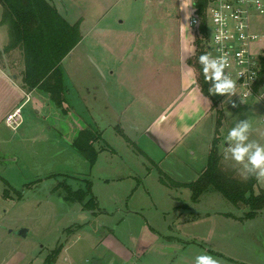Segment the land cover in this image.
I'll list each match as a JSON object with an SVG mask.
<instances>
[{
	"label": "crops",
	"instance_id": "obj_1",
	"mask_svg": "<svg viewBox=\"0 0 264 264\" xmlns=\"http://www.w3.org/2000/svg\"><path fill=\"white\" fill-rule=\"evenodd\" d=\"M47 1L58 10L51 2L52 0ZM171 1L169 0V3ZM166 2L167 0H147V8L158 13L143 15L140 19L144 20L146 25L125 26L126 22L121 20L120 26L106 30L101 34V39L95 38L96 32H100L99 29H92L91 33L86 35L80 28L82 41L65 58L62 66L68 58H72L74 52H77V49L81 48L85 41L87 42L88 38L92 37V41L101 43V50L95 52L94 55L91 48H88L81 52V56L89 64L93 59L97 65H93V68L95 70L98 67L101 68L104 76L101 77L98 70L95 76L90 75L85 81L72 76L71 81L68 82L65 76L67 100L64 109L67 111V115H64L62 109L53 104L48 94L39 89L28 92L23 88L22 79L25 65L20 50L5 54V64L3 62L0 66V129L6 126V117L17 108L22 107L23 116L25 104L35 101L37 106H41L45 103V107L48 109L46 121L49 124L44 129L49 132L52 130L57 132L58 136L56 135V137L59 139L58 141L56 138V141L52 139L45 144H52L56 163L71 164L74 159L79 161L77 154L80 153L73 148V142L81 131L89 128L100 136L94 142V147L99 152L96 164L103 154L112 155L106 157V164H110L115 157L121 161L117 150L113 149L104 139L105 134L111 132L115 135L112 138L122 139L127 144L130 155L141 159L144 168L146 167L145 174H141L131 167H128L127 171L119 173L116 165L110 164L108 166V170L111 169L110 173L104 176L99 174L98 180L107 186L103 189L102 194L95 191V185L88 173L82 179L86 183H91L92 193L99 207L97 215L84 211L81 204L75 203L79 205V209L76 210L79 222L71 226L76 229L70 231L69 228L63 231L58 245L62 243L63 251L73 238L75 243L84 238H90L91 241L96 239L98 242L92 245V249H102L103 252L92 259L95 258L101 264L105 263L108 254L117 256L113 253L116 249L124 247V251H126L125 245L133 246L135 255L141 257L149 254L151 249H155L157 245H163L164 248L169 249L171 245L167 244H171L173 238H179L178 233L181 227H184L189 235V241L184 242V245H200L196 242L199 238L198 241L204 245L213 243L216 246L215 242L224 241L225 236L221 227H214L211 222H208L212 215H221L223 225L226 223L245 225L264 217V210L259 212L254 219L244 218L247 210H244L242 216H234L232 213L218 214L219 212L198 211V207L203 204L207 196L213 198L221 195L215 191L204 193L197 202L192 200V190L188 185L197 181L206 170L215 139L213 114L217 110L234 109L238 111L239 109L232 107V102L237 106L239 101L237 96L241 97V94L237 89V95L232 97V102L222 104L226 99L225 96L211 94V97H208L201 91L197 72L191 61L197 54V38L203 40L202 44L205 49L207 41L206 36L203 38L200 29L197 30L190 25L191 18L193 16L200 17V15L194 5L189 9L191 17L188 20H185L183 11H180L176 16L162 15ZM58 12L62 15L59 10ZM2 15L3 7L0 5V23ZM62 16L68 21L64 15ZM9 42L8 27L0 25V52L7 47ZM206 53L208 54L207 50ZM188 67L193 69L192 73L188 72ZM17 70L19 73L11 74L12 71ZM209 85L211 87V82ZM225 115L222 131L229 116L228 112ZM120 130L123 134L120 133ZM6 133L8 132L6 131ZM24 134L21 135L22 142L25 140L32 142L31 131L26 130ZM6 139L7 134L5 136L0 134V141ZM80 156L82 155L80 154ZM225 163L223 160V167ZM94 167H89L90 174L93 173L92 168ZM231 168L232 171H237L236 168ZM55 175L59 177L70 175L71 178L75 176L55 171L45 174L44 176L47 177L44 179L54 180ZM149 180H153L152 183H149ZM262 190H264V179H258V183L254 187V194L259 195ZM137 194L138 196H147V203L155 207L166 205L171 208V210L163 209L164 229L169 228V235L165 236V232H158L154 228H152L154 235L151 236L153 240L146 235L144 225L150 226V220L144 215L145 209L136 205L133 209H129L133 197ZM106 203L116 207L113 209L119 207L115 211L117 214L102 210L101 204L106 205ZM235 207L241 208L242 206ZM68 214L73 215L71 211ZM100 217H107L109 220L112 218L119 222L114 228L100 225L96 229L93 223ZM136 217L140 218L142 223H131L137 224L138 227L130 225L129 228L121 230L120 227L123 223L135 221ZM196 225L200 227L192 232L191 226L195 227ZM100 231L104 233L101 235ZM115 235L117 239L113 237ZM113 240L118 244L115 246L117 248L112 247ZM160 240L164 242L160 243ZM208 251L227 258L229 261H234L223 254L215 253L210 249ZM135 257L131 256L127 261V258L122 260L119 256L120 259H116L115 262L125 264L127 261V264H137ZM92 259L88 260L87 257V262L92 264L95 260ZM110 261L114 260L110 259ZM66 262L77 264L80 262V258L78 259L75 254H72L66 257Z\"/></svg>",
	"mask_w": 264,
	"mask_h": 264
},
{
	"label": "rangeland",
	"instance_id": "obj_2",
	"mask_svg": "<svg viewBox=\"0 0 264 264\" xmlns=\"http://www.w3.org/2000/svg\"><path fill=\"white\" fill-rule=\"evenodd\" d=\"M147 0H52L51 2L58 8V10L64 15L69 22L75 24L80 23V28L87 35L90 34L92 29H99L100 32H96V39H101V34L105 33L112 27L120 26L119 22L124 20L125 26H144V20L140 18L143 15H156L157 11H153L151 8H147ZM180 2L178 0H169L166 2V7L163 10L162 15H179ZM153 11V12H152ZM118 24V25H117ZM173 23V27H174ZM252 30L260 35L259 46H264V17L255 18L252 21ZM93 38H88L87 42L82 45L81 48L74 52L72 58H68L63 67L64 74L68 82L71 81L72 76L75 79L85 81L90 75H96L98 70L101 77L104 76V72L101 68H93V65L97 66L92 60L91 64L87 63V60L81 56V52L91 48L92 54L101 50V43L92 41ZM264 49V47H263ZM100 54V53H99ZM98 56V53H96ZM4 62V60H3ZM5 64V62H4ZM19 71H12V75ZM17 75V74H16ZM70 85V84H69ZM71 86V85H70ZM237 95V94H236ZM215 96H218L216 94ZM239 101L236 108L238 111L232 109L225 111L217 110L213 116L215 119V137H218L219 151L223 153V148L226 146L225 137L228 134L230 128H232L238 120L247 119L251 124V131L249 139L256 141L260 144H264V107L257 103L255 100H245L242 97L237 96ZM43 105H36L35 101L25 104L23 109L24 124L18 131H13L9 128L0 129V134L6 135L5 141H0V264H46V258L51 254L53 249L59 245L63 247L62 243L58 245L59 239L62 237L63 231L70 228V231L76 229L71 226L79 222L76 210L79 209L78 204L68 203L65 200V190L67 187L73 191L84 189L88 187L86 181H83L84 177L88 173L90 179L95 185V191L102 194L104 186L103 182L98 180L99 174L104 176L111 172L108 166L110 164L116 165L119 173L128 170V167L136 169L137 172L145 174L146 167L144 168L142 160L136 157H132L127 150V144L120 138L114 137V133L107 132L104 139L110 144V146L117 150L121 156L119 160L117 157L112 160L110 164H106L105 159L110 154H103L93 169V173L90 174L89 167H93L87 163L84 157L79 156V161L74 159L71 164L68 163H56L54 158V148L51 143L46 142L53 139L58 141L57 132L53 130L47 131L48 121L46 117L48 115V109ZM244 111H248L245 113ZM228 112L227 122L222 129L225 114ZM243 114H242V113ZM222 117V125L219 128V133H216L217 122ZM209 123V122H207ZM205 124L206 127L208 124ZM31 131L32 142L25 140L22 142V136L24 132ZM6 131L8 133H6ZM10 135V137H8ZM13 138L16 140H13ZM56 138V140H55ZM139 159V161H138ZM98 160V159H97ZM230 162L224 164L226 171H232ZM52 169V170H51ZM69 173L75 175L74 178L69 176L55 175V179H44L50 172ZM156 172V171H155ZM237 176L242 179L237 171ZM94 174V175H93ZM44 176V177H43ZM58 176V177H56ZM41 180V181H39ZM244 180V179H242ZM5 181L9 186L6 185ZM153 180H149L152 183ZM93 185V189H94ZM59 189H56V188ZM116 188V186H114ZM9 189L7 196L4 197V192ZM19 194L22 196L19 197ZM97 195V194H96ZM213 195V194H212ZM98 196V195H97ZM207 196L203 204L198 207L200 212H215L218 214L232 213L234 216L244 215V210L248 208H236L232 203L227 201L222 195L210 198ZM185 198V197H184ZM147 196L138 194L133 197L130 203L129 209H133L136 206H142L145 217L150 220V226L144 225V231L146 235L151 238L154 235L152 228L158 232H165V236L169 235L170 230L168 227L164 229V214L163 209L168 208L166 205L153 206L147 203ZM191 203V199L189 201ZM169 205V204H168ZM102 210H105L112 214L117 209L115 206L101 204ZM111 208V209H110ZM123 209V208H122ZM171 210V208H168ZM167 209V210H168ZM127 210V209H123ZM72 212L73 215L68 214ZM94 215H97L98 209L93 208L85 209ZM117 214V213H115ZM169 218V217H168ZM167 218V220H168ZM136 217V220L125 222L121 225V230L129 228L132 224L142 223ZM221 215H212L211 224L214 227H221L224 232V241H216L213 243H207L204 245L197 239V243L200 245H184V242L188 240V232L184 227L180 228L178 233L179 238H173V242L169 249L164 248L163 245H157L156 248H152L150 253L144 257L135 255L133 252V246L125 245L120 249H116L113 253L117 254L110 256L107 255L104 264H118L119 256L122 260L127 258V261L131 256H136L135 262L137 264H195V258L201 254H209L219 261V264H264V217L245 225H235L233 223L223 225ZM119 221L109 220L107 217H100L94 221L93 225L96 229L100 225L114 228ZM167 226V225H166ZM123 227V228H122ZM138 227V225L136 226ZM200 226H191V231H195ZM119 228V229H120ZM21 229H27L28 235L26 238L20 237L18 232ZM102 232V231H100ZM104 232L101 233V235ZM153 234V235H152ZM250 236H252L250 238ZM117 239V236H113ZM74 239V238H73ZM69 242L61 252L58 261L55 264H68L66 257L75 254L77 258H80V262L77 264H89L88 260L98 256L102 249H92L96 242L90 240V238H84L77 243ZM153 240V238H151ZM165 240V239H164ZM194 240V239H193ZM163 240H160V243ZM250 243V245H249ZM111 244V243H110ZM109 244V245H110ZM152 244V243H151ZM58 245V246H57ZM118 246L116 242H112V247ZM107 247V246H106ZM142 247V246H140ZM117 248V247H115ZM218 248V249H216ZM208 249L215 251V253L223 254L228 258H232L234 261H229L227 258L214 255L208 251ZM95 259V258H94ZM92 259V260H94ZM112 259L113 262L110 261ZM117 259V260H116ZM96 260V259H95ZM127 261L125 264H127ZM236 262V263H235ZM124 264V263H123Z\"/></svg>",
	"mask_w": 264,
	"mask_h": 264
},
{
	"label": "trees",
	"instance_id": "obj_3",
	"mask_svg": "<svg viewBox=\"0 0 264 264\" xmlns=\"http://www.w3.org/2000/svg\"><path fill=\"white\" fill-rule=\"evenodd\" d=\"M210 0H198L195 8L202 18L201 33L206 36L207 27L205 24V13ZM3 7L2 21L0 25L8 27L10 42L7 47L0 52V66L3 64L4 55L20 50L24 60L25 69L23 72V88L31 92L39 89L48 94L53 104L64 109L66 103L67 87L62 62L72 52V50L82 41L80 23L71 25L60 15L58 10L47 0H0ZM203 40L197 38V54L191 61L197 72V80L201 91L211 97L208 89L209 82H206L198 58L206 53ZM264 76V58H262ZM222 117L217 122L216 133L222 125ZM120 133L123 132L120 130ZM100 136L91 129L81 131L73 142V148L80 153L88 163L93 166L99 152L94 147ZM219 139L215 137L210 151L208 166L200 178L189 184L192 190V200L197 202L201 196L209 191L221 194L234 206H246L249 210L245 219H254L259 212L264 210V190L259 195L254 194V187L258 179L250 177L245 181L239 180L236 173L226 171L222 165L223 156L218 147ZM0 179L2 177L0 176ZM6 185L8 183L5 181ZM86 190L79 189L73 191L67 187L65 198L70 203H78L83 209L99 208L98 203L92 193L91 183H87ZM7 188L4 197L8 198ZM22 195L19 194V197ZM62 251V247L57 249L47 257L46 264H54Z\"/></svg>",
	"mask_w": 264,
	"mask_h": 264
},
{
	"label": "built area",
	"instance_id": "obj_4",
	"mask_svg": "<svg viewBox=\"0 0 264 264\" xmlns=\"http://www.w3.org/2000/svg\"><path fill=\"white\" fill-rule=\"evenodd\" d=\"M197 1L193 0L194 8ZM217 15L221 20L216 19ZM259 17H264V0H210L205 13L206 50L212 57L227 56L226 72L236 81L241 97L264 107V49L259 46L260 35L252 30L253 19ZM201 24L199 16L190 20V25L197 30ZM22 124V107L5 119V125L13 131Z\"/></svg>",
	"mask_w": 264,
	"mask_h": 264
},
{
	"label": "clouds",
	"instance_id": "obj_5",
	"mask_svg": "<svg viewBox=\"0 0 264 264\" xmlns=\"http://www.w3.org/2000/svg\"><path fill=\"white\" fill-rule=\"evenodd\" d=\"M192 5L193 0H180L179 11L185 12V20L191 17L189 9ZM216 19L219 21L221 17L217 15ZM198 63L201 65L205 81L211 82L209 93L225 96L222 104L232 102V97L237 94V86L236 81L226 72L229 67L227 56L212 57L205 53L199 56ZM192 71L193 69L188 67V72ZM232 107H236L234 102ZM250 131L251 124L247 119L238 120L229 129L225 137L223 160L231 162V166L237 169L239 176L244 180L250 177L264 179V144L250 140ZM195 264H219V261L209 254H201L196 256Z\"/></svg>",
	"mask_w": 264,
	"mask_h": 264
},
{
	"label": "water",
	"instance_id": "obj_6",
	"mask_svg": "<svg viewBox=\"0 0 264 264\" xmlns=\"http://www.w3.org/2000/svg\"><path fill=\"white\" fill-rule=\"evenodd\" d=\"M18 235L20 237H23V238H26L27 235H28V230L27 229H21L19 232H18ZM92 264H101L100 262H98L97 260H94L92 262Z\"/></svg>",
	"mask_w": 264,
	"mask_h": 264
}]
</instances>
